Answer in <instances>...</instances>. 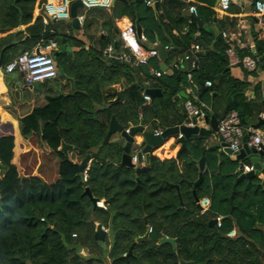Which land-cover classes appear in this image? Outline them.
<instances>
[{
  "label": "trees",
  "instance_id": "1",
  "mask_svg": "<svg viewBox=\"0 0 264 264\" xmlns=\"http://www.w3.org/2000/svg\"><path fill=\"white\" fill-rule=\"evenodd\" d=\"M45 1L0 0V69L52 41L56 47L49 54L57 71L51 84L41 83L49 89L41 104L23 114L6 108L16 129L0 133V264H264V181H236L238 162L217 150L204 152L207 136H191L177 157L151 153L148 171L139 175L120 165L123 149L117 141L103 143L111 118L123 129L141 121L148 131L185 121L190 96L174 97L187 86L195 89L193 103L211 104L216 115L217 103L224 101L218 121L236 111L243 128L257 123L264 113V79L252 86L231 77L230 46L208 29L224 31L236 20L214 11L215 0H125L83 15V36L93 42L86 44L65 23L45 26L41 17H33ZM191 6L195 15L188 12ZM123 18L138 24L146 50L154 43L168 47L166 73L155 76L158 57L145 64H135L132 56L129 62L120 59L125 49L118 24ZM94 29L103 35H92ZM196 44L202 48L196 68L189 60L175 69ZM109 46L112 53L104 55ZM233 55L239 65L245 56L256 58V70L244 76H264V49L255 55L235 50ZM207 81L211 86L200 93ZM117 84L120 91L110 96ZM250 87L252 100L245 95ZM152 88L161 95L145 102L143 93ZM210 94H216L212 102ZM62 144L71 146L67 160ZM86 155L90 162L82 181L78 165ZM201 157L205 170L194 187ZM243 163L250 165L248 159ZM85 189L93 200L103 201L104 209L91 202ZM203 198L210 205L201 213L197 201ZM216 217H221L220 227L210 225ZM97 226L107 231L104 242L94 240ZM148 228L149 237L136 244ZM162 237L173 239L174 247L159 244Z\"/></svg>",
  "mask_w": 264,
  "mask_h": 264
},
{
  "label": "built area",
  "instance_id": "2",
  "mask_svg": "<svg viewBox=\"0 0 264 264\" xmlns=\"http://www.w3.org/2000/svg\"><path fill=\"white\" fill-rule=\"evenodd\" d=\"M78 1L81 4V9L84 11H89L92 9H104L108 10L111 8L112 0H46L42 7L37 10V14L41 13V20L43 25L47 26L49 22H55L62 18H66L69 15V7L73 2ZM232 0H217V4L221 11L225 12L229 10ZM147 5H151V1H146ZM190 14L195 15L196 11L193 6L188 9ZM253 13L256 19H261L264 16V1L263 0H254L253 1ZM77 19L81 24L83 21V16L77 15ZM120 39L123 44V48L128 52L122 53L120 59L126 62H129L130 57L135 58V64H145L149 57H157V52L155 47L151 50H146L140 42H145L146 38L142 34L137 36L134 26L130 23L125 27L124 30L120 32ZM56 47L55 42L50 41L47 46L43 47L38 45L35 51L25 52L13 59L11 62L6 64L3 67V72L6 74H11L15 71H18L22 74L24 83L26 85H34L50 80H54L57 77V71L55 69L53 59L50 56L49 52ZM164 50H168V47H164ZM202 48L200 45H194L190 52L184 56L183 60H180L178 63L174 64V68L177 69L180 66L182 61H191V68H196V61L198 55L200 54ZM112 53V48L109 46L105 50V55H110ZM227 56L230 63H234L235 58L233 57V51L228 50ZM190 56H193V59H190ZM242 66L248 72L256 70L257 60L256 58H245L241 61ZM187 81L190 83L192 81V75L187 74ZM146 86H149V82L145 83ZM204 86L210 87L211 82H205ZM185 94L190 96L185 104V113L186 119L182 122V125L192 128L194 123L192 119H196V123L199 125L203 122L204 117L206 116L205 112L207 107L199 102L198 105H195L193 101L196 100V93L193 91L192 86L185 88ZM143 100L145 102L150 101V97L146 94H143ZM264 117V114L261 116ZM128 132V129H125ZM162 130L154 131L155 135L161 134ZM217 135L220 140L228 145V148L231 152H238L242 146V138L244 134H248L247 144L251 148H255L257 151H261L264 154V132L252 130L251 128L245 129L240 124V118L236 111L228 112L225 117L218 121L217 126ZM181 135L178 134L177 138H180ZM263 162H264V156ZM131 163H136V158L132 157ZM251 166H244L241 172H249ZM85 174V172H84ZM83 180H85V175H83ZM201 213L205 212L209 207V200L203 198L198 201ZM95 206L98 208L104 209L103 201H98L95 203ZM216 226L220 227L221 217H216ZM148 232H151V228H148ZM235 231L232 230L227 234L228 237H233Z\"/></svg>",
  "mask_w": 264,
  "mask_h": 264
},
{
  "label": "crops",
  "instance_id": "3",
  "mask_svg": "<svg viewBox=\"0 0 264 264\" xmlns=\"http://www.w3.org/2000/svg\"><path fill=\"white\" fill-rule=\"evenodd\" d=\"M184 1L193 2L194 0H184ZM253 1L254 0H232L230 7H229V10L225 11V12L221 11L219 6L216 5L217 0H215V4L213 7V10L216 11L221 16H226V17L235 19L236 20V26H234L233 28H227L224 31H219L218 26H208L209 31L214 33L215 40H217L216 39L217 34L221 33L222 34L221 40H223L225 43H227L230 46V49H228V50H232V51L237 50L238 54L239 53L243 54V52L249 51L255 55L257 50L264 49V16L259 20L254 17ZM87 12L88 11L83 10L82 13H80V10L78 9L77 15L83 16ZM36 16H37V11L34 13L33 17L36 18ZM99 22L101 23V21H99ZM130 23L131 22L127 18H123L119 22V24H118L119 37H120V32L122 30H124L125 27L128 26ZM80 25L82 26V23ZM96 26L97 25L94 24L95 28H96ZM23 28L24 27H21L20 29H23ZM91 34L92 35L93 34L103 35L101 30L98 31L95 29L92 30ZM73 35L76 38L82 39L86 44H90V43L93 44L92 41L89 43L87 38H84L81 28L79 31H74ZM196 36H198V35H196ZM217 41H219V39ZM155 44H157V43H154L153 46ZM86 46H88V45H86ZM105 50L103 51V54L105 53ZM227 51H226V53H227ZM123 53L128 54V52L126 50H124ZM233 57H234V55H233ZM227 58H228V56H227ZM236 58H235L234 63H229V67L227 68L230 71L231 77H233L235 79H239V80H247V82L249 84H251L252 86L259 81L260 82L263 81L264 76L260 72H257L256 77L244 76L245 72H248V71L244 69L242 64L239 65V63H238L239 61ZM245 58H249V56L243 57V59H245ZM160 64H161V61H160ZM180 64L182 65L183 62H181ZM159 69H160V66H159ZM166 71H167V69H166ZM166 71L160 70L159 72L158 71L154 72V74L156 77H160L162 74L166 73ZM11 74H6L3 72L2 69H0V133L6 132L9 130L13 131L14 129H16V122L13 120V117L10 115V113H8L6 111V108H10V107L16 108L18 114L26 113L29 110H31L33 107L41 104V102H43V100L45 98V95H47L49 93V92H47V90H49L48 88H43V87L39 88V86L38 87L35 86L36 84L26 85L24 83L22 75L19 72H18V78H13L11 80L13 82L8 84L6 77L8 75H11ZM60 84H65V81H61ZM187 87H189V86H187ZM204 87H206V86H204ZM192 88H193V91L195 92L194 87H192ZM111 89L113 91H111V93L109 94L110 96H112L114 92L120 91L121 84L114 85L113 87H111ZM181 92L185 93V90L181 91ZM143 94H145V92ZM245 95L248 99H251V100L254 99V91H253L252 87H250L246 91ZM186 96H187V94H186ZM210 96H211V102H212L214 100L216 94H210ZM201 103L207 107L206 112L211 111V114L209 113V115H206V116H209V117L214 116L216 118L218 116H221L224 112V101L223 100H219V102L217 103L216 109H217V115L218 116L214 113V111L211 110L212 109L211 104H207L205 102H201ZM206 112H205V114H206ZM263 114L260 115V118H262L261 116ZM252 125H254V124H252ZM199 126L206 128V129L209 128V124L204 122V120H203V122H201L199 124ZM257 131L264 132V130H260V129H258ZM175 138H177V136ZM110 139L112 141H117L118 137H117V135H114ZM221 142L222 141L218 137L217 133H212L211 135L207 136V140L205 141V150L206 151L217 150L218 153L221 152L224 155L228 156L225 152H223V148H221L219 146V144ZM173 143L174 142H172L168 146H166V145L160 146L157 151L153 152V154L158 158L176 157V153L179 150V146L172 147ZM213 146H217V148L216 149H208V148L213 147ZM228 157L235 160L234 156H228ZM250 157H252V155L247 156L245 159H248V162H249ZM258 161L262 165L263 171H261L257 177L260 180L264 181L263 158L258 157ZM196 164H197V162H196ZM238 164H239V162H238ZM244 166H251V165L244 164ZM204 170H205V163H204ZM239 174H238V176H239ZM209 205H210V203H209Z\"/></svg>",
  "mask_w": 264,
  "mask_h": 264
},
{
  "label": "water",
  "instance_id": "4",
  "mask_svg": "<svg viewBox=\"0 0 264 264\" xmlns=\"http://www.w3.org/2000/svg\"><path fill=\"white\" fill-rule=\"evenodd\" d=\"M114 2H125V0H112V4ZM216 5H218L217 2ZM151 7H153L152 4ZM78 9H81V4L78 1L71 3L69 7L68 17L62 18L58 20V22L65 23L66 25L70 26L74 31H79L81 25L77 19ZM197 22L199 27H202V23L198 20ZM135 30L137 36H139L141 34V30L137 23L135 24ZM194 39L199 42L201 47H204V44L201 41L200 36H195ZM216 39L221 40L222 34L221 33L217 34ZM155 49L157 52V57L161 61L160 70L166 71L167 67L164 64V61L168 54V50H164V47L161 45H157ZM56 55L57 54H54V56ZM205 90L206 87H204V85L201 84L200 93L204 92ZM145 94L148 95L151 99L161 95L160 91L156 88L145 90ZM178 98L186 99L187 96L184 92H180L177 96L174 97V99H178ZM203 120L204 122L209 124L208 129L199 126L196 123V119L193 118L192 123H194L195 125L192 128L186 127L182 125V122H179L174 127L162 129L161 134L155 135L154 131L146 130V128L144 127L141 121L137 126H130L128 128V132H126L125 129L121 128L117 124L114 118H111L103 143H107L112 136L117 135L118 137L117 143L123 149L120 165L123 167L133 168L135 170L136 175H139L141 173H145L148 171L150 154L153 153L154 151H157L159 147L163 145L166 139L171 137H176L178 134L181 135V137L176 138L174 143L172 144V147L179 146V150L176 153V157H177L179 153L186 148L185 146L186 140L189 139L191 136L205 137L211 135L212 133L217 132L218 120L214 116H210V117L205 116ZM262 124H264V117L260 118L258 122L250 126V128L252 130H258ZM247 140H248V134H244L242 138V146L238 152H231V150L228 148V145L224 142H221L219 144V146L223 148V152H225L228 156H234L235 160L239 162L235 174H239V173L240 174L236 181H240L242 179H252L254 177H257L260 174V172L263 171V167L258 161V157H263L264 154L261 151H257L255 148L249 147L247 144ZM216 148L217 146H213L208 149H216ZM68 149H71V146H67L65 144H62V147L60 148V151L64 154L65 160L68 159L66 154V151ZM205 151L206 150H204V152ZM249 155H252V157L249 158L251 170L249 172H241L244 167V163L242 161ZM132 157L136 158L135 164L131 163ZM89 162H90V156L86 155L78 165L77 177L82 181H83L84 172L87 170ZM204 163H205L204 157H201L197 161L198 179L196 180V182H194L193 184L194 187L197 186L202 181L203 172H204ZM174 187L177 189V186ZM84 194L87 195L91 200V202L95 205L96 201L91 198L88 189H85ZM193 196H195L194 192H193ZM197 205L199 206L198 201H197ZM210 225L215 226L216 221L212 220L210 222ZM106 236H107V231H105L101 226H97L96 231L94 233V240L97 242H104ZM148 237H149V232L147 230L143 237L137 238L135 240V243L137 244L142 241H145ZM158 243L170 244L172 247H174V240L166 237L160 238ZM129 254H130V250L127 255ZM179 263L192 264L191 262H183V261H180Z\"/></svg>",
  "mask_w": 264,
  "mask_h": 264
},
{
  "label": "rangeland",
  "instance_id": "5",
  "mask_svg": "<svg viewBox=\"0 0 264 264\" xmlns=\"http://www.w3.org/2000/svg\"><path fill=\"white\" fill-rule=\"evenodd\" d=\"M79 10H80V13H82L83 10H82V9H79ZM37 16L41 17V13H38ZM13 78H18V71L13 72L11 75H8V76L6 77L8 84H10V83L13 82V81H11ZM52 82H53V80H50V81H48V82H46V83H47V84H51ZM35 86H36V87L39 86V88H42L41 83L36 84ZM43 88H44V87H43ZM67 156H68L69 158L71 157V155H70L69 153L67 154Z\"/></svg>",
  "mask_w": 264,
  "mask_h": 264
}]
</instances>
